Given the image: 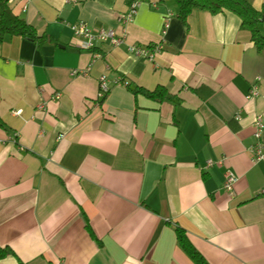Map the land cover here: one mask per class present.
<instances>
[{
    "label": "crops",
    "instance_id": "1",
    "mask_svg": "<svg viewBox=\"0 0 264 264\" xmlns=\"http://www.w3.org/2000/svg\"><path fill=\"white\" fill-rule=\"evenodd\" d=\"M6 1L55 42L0 44V246L13 252L0 264H194L177 227L209 264H264V158L249 150L264 51L241 19L194 10L185 24L174 0H146L128 23L129 0ZM81 21L124 41L81 50ZM160 44L153 60L128 51ZM159 86L170 99L134 94Z\"/></svg>",
    "mask_w": 264,
    "mask_h": 264
},
{
    "label": "trees",
    "instance_id": "2",
    "mask_svg": "<svg viewBox=\"0 0 264 264\" xmlns=\"http://www.w3.org/2000/svg\"><path fill=\"white\" fill-rule=\"evenodd\" d=\"M134 0H129L131 4ZM178 8V17L187 24L189 16L194 10L209 12L213 15L225 11L237 15L241 19V27L251 34V39L258 52L264 51V34L259 25L264 24V11L258 12L249 0H174ZM19 36L31 42L41 45L46 42H55V39L47 35H38L35 28L15 15L6 0H0V44L7 38ZM135 95H143L156 102H164L170 99V94L163 86L157 87L154 91L144 88H136ZM1 125V122H0ZM89 227V226H88ZM89 232L94 237L89 227ZM177 242L182 251L194 264H209L189 240L186 232L177 227L175 230ZM13 254L9 248L0 246V259Z\"/></svg>",
    "mask_w": 264,
    "mask_h": 264
},
{
    "label": "built area",
    "instance_id": "3",
    "mask_svg": "<svg viewBox=\"0 0 264 264\" xmlns=\"http://www.w3.org/2000/svg\"><path fill=\"white\" fill-rule=\"evenodd\" d=\"M68 2L76 3L77 0H67ZM146 0H134L126 14L120 16V21L123 23L131 22L137 13L139 5ZM168 22L166 21V27ZM74 39L76 40V46L81 50H93L98 44L110 43L113 46H119L124 41V35H118L115 30H107L105 28H92L88 26L85 22L81 21L70 26ZM164 50V45L148 46L142 47L138 45H131L128 47V51L138 57H144L149 60H153L154 57ZM74 75L77 74L76 71L73 72ZM114 84H123L128 86V82L118 77ZM111 84L106 75L99 78V92L98 98L103 100L110 92ZM260 94L258 87L254 85L250 90L249 98L257 97ZM59 94H55V99H60ZM39 109L45 108V103L38 106ZM22 111H14L13 114L18 116L21 115ZM264 132V123L261 115H258L254 121V138L256 143L250 147V152L253 154V163H258L264 158V149L261 143L262 134ZM219 161L218 164H221ZM214 162L209 160L207 162V167H212ZM238 181L237 176L232 172H227L225 176L224 189L228 196H233L235 194V185Z\"/></svg>",
    "mask_w": 264,
    "mask_h": 264
},
{
    "label": "rangeland",
    "instance_id": "4",
    "mask_svg": "<svg viewBox=\"0 0 264 264\" xmlns=\"http://www.w3.org/2000/svg\"><path fill=\"white\" fill-rule=\"evenodd\" d=\"M262 25H264V24H262ZM263 27H264V26H263ZM263 27L261 26L260 29H261V32L264 34V29H263Z\"/></svg>",
    "mask_w": 264,
    "mask_h": 264
}]
</instances>
